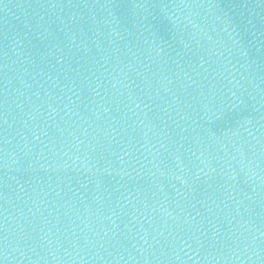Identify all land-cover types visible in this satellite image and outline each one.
Here are the masks:
<instances>
[{
	"label": "water",
	"instance_id": "1",
	"mask_svg": "<svg viewBox=\"0 0 264 264\" xmlns=\"http://www.w3.org/2000/svg\"><path fill=\"white\" fill-rule=\"evenodd\" d=\"M0 264H264V0H0Z\"/></svg>",
	"mask_w": 264,
	"mask_h": 264
}]
</instances>
